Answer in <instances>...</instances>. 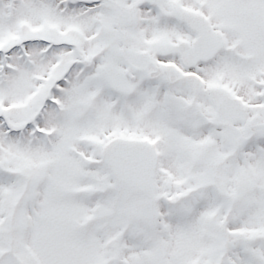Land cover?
<instances>
[{
    "label": "snow or ice",
    "instance_id": "1",
    "mask_svg": "<svg viewBox=\"0 0 264 264\" xmlns=\"http://www.w3.org/2000/svg\"><path fill=\"white\" fill-rule=\"evenodd\" d=\"M0 264H264V0H0Z\"/></svg>",
    "mask_w": 264,
    "mask_h": 264
}]
</instances>
